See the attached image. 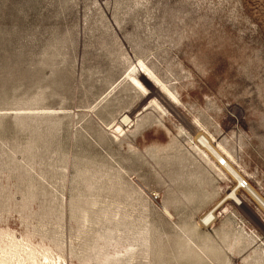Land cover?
Instances as JSON below:
<instances>
[{"label": "rangeland", "instance_id": "1", "mask_svg": "<svg viewBox=\"0 0 264 264\" xmlns=\"http://www.w3.org/2000/svg\"><path fill=\"white\" fill-rule=\"evenodd\" d=\"M261 201L264 0H0V264H264Z\"/></svg>", "mask_w": 264, "mask_h": 264}, {"label": "bare ground", "instance_id": "2", "mask_svg": "<svg viewBox=\"0 0 264 264\" xmlns=\"http://www.w3.org/2000/svg\"><path fill=\"white\" fill-rule=\"evenodd\" d=\"M136 68L133 67V70H135ZM147 69V68H146ZM146 69L144 71H141V70H138V74L139 76L137 75H134L132 74L131 75V79L132 81L134 82L135 85H137L138 87L146 90L148 86H145V84H143V82L141 81V79L144 81V83H148V85L150 84V96L151 97H158L160 98L163 102V104H165L169 109L170 111H173L175 112V107L173 106L171 100H169V98H167V96H165L164 92L163 91H166V93H168L172 98H174V96L169 92L167 91V89L163 86V85H159L157 87V85L153 82V79L152 81L149 79V76L150 74L147 73L146 74ZM136 71V70H135ZM148 75V76H147ZM152 77V76H151ZM157 81V79H156ZM159 84V83H158ZM168 95V96H169ZM149 97V96H148ZM153 100V103L156 104V105H159L155 98L152 99ZM176 100V99H175ZM153 104V105H154ZM177 113V111H176ZM176 113H174L176 115ZM177 118H179V120L186 126V128L191 131V132H195L196 133V137L198 138L199 142H200V145L201 147H203V152L207 155H210L212 156L215 161L218 163V165L220 164V161H223L224 162V169L226 170V172L232 176L233 178H239L238 179V182H243V181H246L243 177L240 176V173L232 166V164L227 160L226 156H224L220 150L218 149V147H216L214 144H212L211 140L206 137L204 134H201L194 126L188 124L186 122V120L184 119L183 116H181L179 113H177ZM129 121V116L124 114L120 117L119 119V122L122 124V123H126ZM131 121V120H130ZM122 126V125H121ZM120 125H118V129L120 132L123 131V128L121 127ZM222 151H225L224 149H222ZM226 154V153H225ZM228 154V153H227ZM228 157V156H227ZM232 161V160H231ZM219 168V167H218ZM247 185V184H246ZM248 186V185H247ZM238 190H239V187L237 188V185L233 186L230 190H228L227 192H225V195L223 198L225 199H229L231 200L234 204H238V203H241V206H244L245 203L240 199L239 195H238ZM247 192H251V194H254L253 197H258L255 192L252 190L251 186H248L247 187ZM257 200H260L257 199ZM263 204L264 202L261 201ZM262 205V204H261ZM215 207V206H214ZM214 207L212 209H210L209 212L206 213V215L203 217V220L207 221L209 220L210 218H215V214H214ZM251 216L254 218V219H258L257 216L255 215H252ZM201 220V219H200ZM261 222V221H260ZM262 224V225H261ZM260 226L262 227V229H264V224L261 223ZM42 260H43V264H66L65 261H61L62 259H60V257H58L57 259H51L48 255H45L43 254L42 255Z\"/></svg>", "mask_w": 264, "mask_h": 264}, {"label": "built area", "instance_id": "3", "mask_svg": "<svg viewBox=\"0 0 264 264\" xmlns=\"http://www.w3.org/2000/svg\"><path fill=\"white\" fill-rule=\"evenodd\" d=\"M224 164V162H222V161H220V165H223ZM246 184H247V182L246 181H243V182H241L240 184H239V186H240V188H245L246 187Z\"/></svg>", "mask_w": 264, "mask_h": 264}]
</instances>
